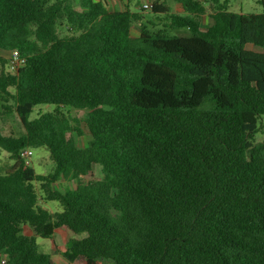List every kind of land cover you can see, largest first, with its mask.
I'll return each instance as SVG.
<instances>
[{
    "label": "trees",
    "instance_id": "16d2710c",
    "mask_svg": "<svg viewBox=\"0 0 264 264\" xmlns=\"http://www.w3.org/2000/svg\"><path fill=\"white\" fill-rule=\"evenodd\" d=\"M102 1L0 0V51L25 59L14 73L0 57V108L25 130L0 127V264H57L37 238L62 227L85 235L64 264H264V12L154 2L163 25L135 30L132 0ZM40 105L54 108L31 119ZM67 107L88 110L86 147ZM40 148L48 175L22 155ZM95 165L101 178L86 181ZM61 178L76 186L55 189Z\"/></svg>",
    "mask_w": 264,
    "mask_h": 264
},
{
    "label": "rangeland",
    "instance_id": "374dc122",
    "mask_svg": "<svg viewBox=\"0 0 264 264\" xmlns=\"http://www.w3.org/2000/svg\"><path fill=\"white\" fill-rule=\"evenodd\" d=\"M146 0H132L131 1V11L138 13L142 15V18L140 21L135 23V30L139 28V26L142 23H147L148 20L153 21L155 24H159V27L163 25V21L158 22V20L154 19V15H152L151 11H142L141 6ZM166 2L169 7H171L172 11L175 13H182V7L181 5L174 1V0H148L149 3H162ZM104 4H106L107 8L109 10H115V11H120L124 10V1H119L114 4V0H105L102 1ZM229 10L235 13H263L264 12V5L260 2V0H229ZM212 19L209 16H205L204 18V27L209 26L212 24ZM165 23V21H164ZM174 34H184L185 31L182 30L179 33L173 32ZM249 49L261 52V49L255 46H248ZM11 53L10 52H5V51H0V57L2 59H5L8 61L10 58ZM9 68V66H8ZM10 105H13V102H10ZM54 108L52 105H40L34 108V112L31 115V119L38 117L39 114L45 113L47 111H51ZM2 111V115L0 116V127L2 129V132L5 136H21L25 130L23 127V124L17 115L15 111H10L7 112L0 108ZM66 111L69 113L71 117L79 121L80 124V129L82 131V135L78 136L74 134V139L76 141V144L78 147H86L91 140L92 136L85 124V118L88 113V110H80V109H75L72 107H67ZM264 131V118L261 122L260 130L259 133L257 134L256 138L258 140L263 139ZM33 152V155L29 158L28 164H30L38 174L41 175H48L50 174L53 169V163L50 159V153L45 150V149H31ZM11 160L9 159V155L7 152H5L3 149L0 148V165H3L5 163H10ZM101 170L100 167L95 165L93 167L92 173L89 174L88 176H85L84 179L86 181L93 180V179H98L101 178ZM76 186V182L73 181L71 178H61L55 185V189H59L61 191H64L66 189H72ZM36 189L39 192L40 196V205L43 206L45 209L52 213L60 212L61 208L59 204L55 201H50V200H44L43 199V193L40 192L39 190V184L36 183ZM26 234H31V232L26 229L25 230ZM85 235L84 234H79V235H74L70 230L67 228L63 227L55 231L54 238L53 239H42V238H37V243L40 246L41 250L43 252H48L50 253L54 260L58 264H64L65 260L63 258V252L66 248L67 242L71 238H83ZM107 264H112L110 261H106Z\"/></svg>",
    "mask_w": 264,
    "mask_h": 264
},
{
    "label": "built area",
    "instance_id": "2783aa9c",
    "mask_svg": "<svg viewBox=\"0 0 264 264\" xmlns=\"http://www.w3.org/2000/svg\"><path fill=\"white\" fill-rule=\"evenodd\" d=\"M142 8L146 11L150 10L152 8V3H149V2L145 3L143 4ZM10 53H11V56L8 59L9 69L10 71L16 73L25 64V59L21 58L16 51H13ZM22 155L26 160H29V158L33 155V152L30 149H27L23 152ZM5 263H6L5 259H3L2 264H5Z\"/></svg>",
    "mask_w": 264,
    "mask_h": 264
},
{
    "label": "crops",
    "instance_id": "0c3cea01",
    "mask_svg": "<svg viewBox=\"0 0 264 264\" xmlns=\"http://www.w3.org/2000/svg\"><path fill=\"white\" fill-rule=\"evenodd\" d=\"M116 2H119V0H114V4L116 3ZM148 2V0H146L143 4H145V3H147ZM143 4H142V6H143ZM141 6V7H142ZM183 10V9H182ZM183 13V12H182ZM63 228V227H62ZM26 229H28L30 232H31V234H27V235H32L33 234V231L30 229V228H28V227H25L24 228V232H25V230ZM25 234H26V232H25ZM54 259V258H53ZM55 261V260H54ZM58 264V263H57Z\"/></svg>",
    "mask_w": 264,
    "mask_h": 264
}]
</instances>
